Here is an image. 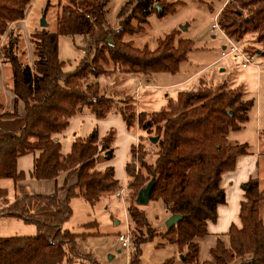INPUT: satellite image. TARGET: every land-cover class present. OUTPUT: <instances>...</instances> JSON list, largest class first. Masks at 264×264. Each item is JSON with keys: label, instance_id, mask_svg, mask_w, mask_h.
Wrapping results in <instances>:
<instances>
[{"label": "trees", "instance_id": "obj_1", "mask_svg": "<svg viewBox=\"0 0 264 264\" xmlns=\"http://www.w3.org/2000/svg\"><path fill=\"white\" fill-rule=\"evenodd\" d=\"M30 1L0 0V45L7 27L24 19ZM234 1L228 3L219 19L222 30L238 43L249 37L253 47L244 49L264 59V0ZM64 2L60 4L55 33L43 28L30 36L35 57L32 66L19 60L16 39L2 48L4 62L12 72L15 101L24 105V123L15 132L0 130V217L32 225L35 234L0 238V264H73L84 259L78 251V236L64 225L72 215V199L82 198L93 206L119 189L113 167L95 169L102 153L106 159L113 158V134L109 132L99 140L93 129L85 138L75 137L65 156L57 136L84 107L96 119L109 114L113 102L98 96V77L109 76L114 70L144 76L175 74L192 51L191 41L176 39L180 34L176 31L158 39L154 50L139 48L129 40L144 33L141 25H148L150 15L163 17L174 12L172 5H164L161 0H126L117 13V27L110 26L106 19L110 0ZM59 36L73 43L83 39L84 58L72 72L63 71L64 63L58 57ZM110 66L111 71L107 69ZM127 101L119 108L126 127L131 128L137 121L139 129L148 134L153 130L152 138H157L152 143L148 137L147 152L138 144L142 153L137 170L133 164L125 166L132 178L127 214L137 229L133 232L129 264H140L141 246L156 237L175 245L181 253L185 250L184 262L192 264L198 255L194 240L207 235V222L217 219L218 206L226 202L222 175L234 170L238 157L247 153V145L230 144L228 135L248 120L252 104L243 100L241 90L225 84L214 90L201 85L196 91L180 92L166 108L149 115L136 116ZM29 154H37L30 175L33 180L55 181L66 174L63 198L56 189L49 195L15 196L9 200V191L1 182L11 181L17 190L25 178L17 171V160ZM72 176L75 182L68 185ZM151 179L154 188L150 201H161L169 215L182 217L174 227L157 234L135 203L139 190ZM244 191L242 227L233 226L229 248L219 241L212 252L213 261L205 264H264V190L255 179L244 185ZM172 263L170 260L164 264Z\"/></svg>", "mask_w": 264, "mask_h": 264}, {"label": "rangeland", "instance_id": "obj_2", "mask_svg": "<svg viewBox=\"0 0 264 264\" xmlns=\"http://www.w3.org/2000/svg\"><path fill=\"white\" fill-rule=\"evenodd\" d=\"M125 1L110 0L106 14L110 26L117 27V13ZM231 1L235 2L234 0H161L160 3L163 2L164 5H172L174 12L163 17L153 15L148 20V25L142 24L141 28H144L145 31L143 34L133 37L135 46L139 48L147 46L150 50H154L158 39H163L166 35L176 31L180 33L176 39L191 41L192 51L187 55V61L180 65L175 74L125 75L119 70H114L112 73H115L114 77H98L97 83L102 89L98 87V96L111 99L113 102L112 109L106 119L98 124L99 130L104 129V133L101 135L103 138L112 132L113 142L114 139L115 141L118 139L122 124L125 125L119 114V108L125 106L124 100H129L126 103L133 106L132 109L136 116L141 113L149 115L166 108L168 102L176 100L180 92L196 91L201 85H206L214 90L225 84L228 88L241 90L243 100L252 104L248 111V120L241 129L230 132L229 143L232 145L236 143L248 144L251 149V146L256 148V145L260 144L261 138L264 147V70L261 71L254 67L244 69L241 61L233 56L223 58L225 38L213 28L216 17L221 19L223 11ZM63 3H65L64 0L30 1L24 19L15 24L18 30V36L14 38L17 40L16 54L21 62L28 63L27 57L29 56L27 54L30 46L33 48L30 36L43 29L40 25L43 17L47 24L45 29L55 33L60 4ZM220 8H222L221 11ZM184 26H186V31L181 30V27ZM8 35L0 47V64L3 63V65L6 62L3 59L2 48L8 44L12 36L15 37V32H10ZM250 40L247 37L241 43L249 44ZM82 45V38L75 39L73 43L69 38L58 37V57L64 63V72L74 71L83 60ZM245 46L249 48V46L253 47V44ZM6 68L10 71L9 65ZM107 69L111 71L113 67L110 66ZM88 81L93 83L94 79L89 77ZM200 81L205 83H199ZM138 86L141 87L136 91ZM106 123L109 126H105ZM86 127V124L81 127V133ZM125 129L133 137L129 153L126 152L124 140L116 141L115 145L112 142L111 148L114 158L112 163L115 164L116 174L120 180L121 177L127 179V186L118 189L113 194L105 195L93 206L82 198L70 201L72 215L64 228L78 236V251L84 258L73 264H129L132 244L135 239L133 232H137V229L131 224L127 214V197L130 192L128 183L132 181V178L125 173L124 167L125 163H129L133 164L136 170L138 169L142 153L138 150V144H142L147 152L150 147L148 137H154V132L152 130L148 134L139 129L137 121L131 128L125 126ZM133 148L132 157L131 149ZM112 159H106V155L102 153L97 159L95 167L103 169ZM260 169L264 172L263 162L260 164ZM10 183V181H2L1 185L9 186ZM25 184L23 183L20 187L23 189ZM261 189L264 190V181L261 184ZM118 193H120L119 196H117ZM10 195H12L11 191H9ZM139 207L144 211L156 234L166 230L165 221L170 215L161 201H149L146 206ZM127 228L130 233V244L128 249L124 250L120 248L117 235L126 233ZM141 232L144 233L145 230L142 229ZM23 234L32 236L35 234V228L32 225H27ZM175 248V245L166 244L159 237L153 238L141 246L140 264L165 263L173 256Z\"/></svg>", "mask_w": 264, "mask_h": 264}, {"label": "crops", "instance_id": "obj_3", "mask_svg": "<svg viewBox=\"0 0 264 264\" xmlns=\"http://www.w3.org/2000/svg\"><path fill=\"white\" fill-rule=\"evenodd\" d=\"M221 9L222 8H220V11ZM152 17L153 15H150L148 19ZM18 22L13 23L11 26L7 28V31L3 34L1 38L0 47H2L3 42L7 39V37L9 36L8 34L10 32L11 33L15 32V37L12 36V38L10 39L11 41H14V38H17L18 30L15 24H17ZM129 40L134 41V38H131ZM250 42L251 43L249 44L247 43L243 44L241 42L239 44L240 46L245 48L246 47L245 45L253 44V40H250ZM225 46L226 43L224 42L223 50L225 49ZM15 48H17V42L15 44ZM27 56H29L27 57V61H28L27 64L32 66L35 61V57L33 55V48L31 46ZM8 65H9L8 63H4V65L3 63L0 64V130L5 132H15L23 126L24 121L22 115L24 112V105L21 101L19 102L15 101V96L11 90L12 72H11V68L10 71L6 68V66ZM114 76L115 73L112 74V76H107V77L111 78ZM201 82L203 81H200L199 83ZM140 87L141 86H138L136 88V91ZM99 89L101 88L99 87ZM119 91L124 92L125 90H119ZM11 113H16V115L11 117L7 116L8 114ZM106 117L103 119H96L88 108L84 107L80 109L78 113L70 120L68 128L62 134L57 136V139L61 143V154L65 156L70 152L72 142L75 137L85 138L93 131V129L97 130L98 139L101 140L103 138L101 135L104 133V129L99 130L98 124H100L101 121L105 120ZM93 123L94 125L97 126H94ZM85 124L87 125V127L84 130V132L81 133L80 129ZM105 126H109L108 123H106ZM125 126L126 125L122 124V127L119 131V136L117 137L118 139H116V141L120 142L124 140L126 142V152L129 153L130 147L133 143V137L126 131ZM116 141L114 139L113 142L114 145ZM262 144L263 143L261 138H260V144H257L256 148L251 146L250 149L249 145L245 144L248 146L247 153L245 155L238 157L234 170L228 171L222 175L221 188L225 192L226 202L218 206L217 219L215 221L207 222V235L205 237L194 240V243L198 247V255L196 261L192 264H205L208 261H213L212 252L216 249L218 242L222 241V243L229 248L230 229L233 226H236L238 228L242 227V220L240 216L241 206L242 203L246 200L244 185L250 180L258 179L260 181V186H261L262 182L264 181V172H262V170L260 169L261 162L264 163V147ZM36 155L37 154L25 155L17 160V171L25 176L24 180L18 183L17 190L14 189V185L12 184L11 181L9 186L1 185L3 188H6L8 191L12 192V195L10 196L8 195L9 200H12L15 196L49 195L52 194L56 189L60 191L59 196L61 198L64 197V192L61 189L65 184L66 174H61L58 177V179L55 181H36L31 178L30 175L33 169V162ZM113 160L114 158L111 160L109 164L105 166V168L109 166L113 167L114 177L119 183V189H123L127 186V179L121 177L120 180V178H118L116 174L115 164L112 163ZM95 169L103 170V169H98L96 167ZM74 182H75V178L72 176L68 180L67 184L72 185ZM23 183L26 184L23 186L22 189L20 186H22ZM26 226L27 225L20 220L0 217V238L24 236L23 233L25 232ZM185 252L186 251L184 250L183 253H181L176 247L175 251H173L172 253L173 256L167 261H165V263L172 260L173 261L172 264H187L184 262Z\"/></svg>", "mask_w": 264, "mask_h": 264}, {"label": "built area", "instance_id": "obj_4", "mask_svg": "<svg viewBox=\"0 0 264 264\" xmlns=\"http://www.w3.org/2000/svg\"><path fill=\"white\" fill-rule=\"evenodd\" d=\"M213 28L218 30L225 38L226 46L222 52L223 58L233 56L237 60L241 61V65L244 69L254 67L261 71L264 70V59L261 58L259 54H251L247 52L242 46H240L238 42H236L233 38L227 36L219 24L218 16L215 19ZM119 195L120 193L117 194V196ZM127 230L128 228L126 229V233H122L117 236L120 248L124 250H127L130 244V233Z\"/></svg>", "mask_w": 264, "mask_h": 264}, {"label": "water", "instance_id": "obj_5", "mask_svg": "<svg viewBox=\"0 0 264 264\" xmlns=\"http://www.w3.org/2000/svg\"><path fill=\"white\" fill-rule=\"evenodd\" d=\"M155 8H157V10H160V7L158 5H155ZM40 25L42 28L47 27V24L44 20V17L42 18ZM181 30L186 31V26L181 27ZM149 140L152 143H156L157 138L150 137ZM153 188H154V179H151L145 185V187H143L142 189L139 190L137 197L135 199V203L137 206H146L149 203ZM181 219H182V217L180 215H177V214L170 215L167 218V220L165 221L166 230H169L170 228L174 227Z\"/></svg>", "mask_w": 264, "mask_h": 264}]
</instances>
